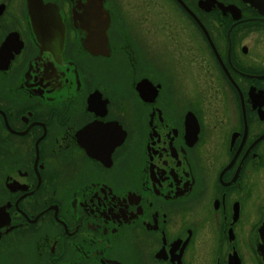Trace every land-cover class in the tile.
<instances>
[{"label": "flooded vegetation", "instance_id": "flooded-vegetation-1", "mask_svg": "<svg viewBox=\"0 0 264 264\" xmlns=\"http://www.w3.org/2000/svg\"><path fill=\"white\" fill-rule=\"evenodd\" d=\"M129 1L198 92L122 0H0V264H264V0Z\"/></svg>", "mask_w": 264, "mask_h": 264}, {"label": "rangeland", "instance_id": "rangeland-1", "mask_svg": "<svg viewBox=\"0 0 264 264\" xmlns=\"http://www.w3.org/2000/svg\"><path fill=\"white\" fill-rule=\"evenodd\" d=\"M122 1H124L125 3L124 7L128 13L127 15L129 19L136 26L138 34L141 33L140 35L144 38L145 43L150 48L149 50H146L151 51L153 60L155 62H161L163 61V58L167 59L171 71L176 76H180V78L177 76L179 90H192L198 92L196 82L189 79V82L186 81L185 84L182 79V70L185 67H188L189 64L188 53H183L182 55L178 54L176 52L177 47L173 46L171 41L172 35L178 37V45L186 41V31L184 28L186 24H184L179 18L175 19L171 27L173 32L166 34L164 27L161 26V20L156 12L143 17L140 14L139 8L128 11L127 6L128 4H131V1L127 3L125 2V0ZM207 99H209V105L213 104L215 107V110L212 107L210 108V110L213 111L214 115L211 114L209 119L207 120V138L208 140H212V142H215L218 138V132L220 129L218 121L216 119V115L220 106H223V103H221L218 98L213 99L212 97H210ZM258 191L259 192H257L255 189V193L257 192L256 194H264V180H260ZM207 233H212V231L208 230Z\"/></svg>", "mask_w": 264, "mask_h": 264}, {"label": "water", "instance_id": "water-1", "mask_svg": "<svg viewBox=\"0 0 264 264\" xmlns=\"http://www.w3.org/2000/svg\"><path fill=\"white\" fill-rule=\"evenodd\" d=\"M38 3H40V1H37ZM218 5H223L221 2H216ZM28 11L29 12H31V7L30 6H28ZM195 18V21L197 22V24L202 28V30L205 32V30H204V28H203V26H202V24L198 21V19L196 18V17H194ZM205 34H206V32H205Z\"/></svg>", "mask_w": 264, "mask_h": 264}]
</instances>
